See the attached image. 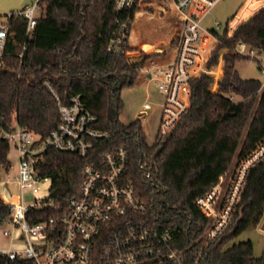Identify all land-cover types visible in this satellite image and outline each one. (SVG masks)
Wrapping results in <instances>:
<instances>
[{
    "label": "trees",
    "instance_id": "1",
    "mask_svg": "<svg viewBox=\"0 0 264 264\" xmlns=\"http://www.w3.org/2000/svg\"><path fill=\"white\" fill-rule=\"evenodd\" d=\"M40 3L41 14L28 37L25 17L13 16L10 21L6 66L0 69V175L12 165L11 145L2 136L5 127L17 122L45 137L59 122L58 104L45 88V79L54 83L64 103L79 95L97 115L96 127L114 134L107 142L95 144L86 157L54 148L45 151L38 170L51 177L50 196L55 202L30 207L28 221L35 224L63 215L70 200L80 194L85 165L100 162L104 152L124 145L128 151L125 178L146 202L145 216L180 225L179 247L190 246L187 264H264V255H254L251 240L232 243L264 218V159L251 168L233 220L216 239L205 242L209 218L195 204L223 173L235 171L264 141V82L243 77L236 69L238 61L256 57L241 53V43L257 54L264 53V7L232 35L228 29L214 30L218 44L207 68L218 65L221 57L224 60L218 89H212V74L204 72L190 79L189 106L166 135L149 143L140 119L129 123L120 119L125 108L123 91L136 84L139 71L154 56L144 51L130 55L138 50L130 42L148 51L165 47L180 28V19L171 11L163 18L140 13L130 36L136 13L142 9L138 3L122 10H117L115 0ZM165 4L170 10L167 0ZM245 10L243 15L251 13ZM145 30H151L150 41L141 38ZM25 42L21 59L17 53ZM222 68L221 62L214 73L220 76ZM10 215L9 205L0 198V222ZM0 264L36 262L10 260L0 254Z\"/></svg>",
    "mask_w": 264,
    "mask_h": 264
},
{
    "label": "built area",
    "instance_id": "2",
    "mask_svg": "<svg viewBox=\"0 0 264 264\" xmlns=\"http://www.w3.org/2000/svg\"><path fill=\"white\" fill-rule=\"evenodd\" d=\"M140 1L115 0V4L117 10H122ZM171 1L181 16V24L171 40L174 55L162 70L159 88L165 99L154 142L170 131L189 106V80L204 72L211 74L207 61L218 44L214 30L221 27L220 22L211 29L201 26L202 19L220 0ZM244 1L249 4L260 0ZM39 11L41 14L42 4L35 0L21 10L0 15V69L6 66L11 18L27 19L28 37L37 24ZM239 48L244 54L255 53L244 43ZM26 49L25 42L17 53L21 59ZM43 84L57 101L60 114L57 126L45 137L17 122L2 130V136L18 153L16 180L20 189L19 199L4 202L10 207L11 222L24 232L26 244L21 249H0V254L10 260L33 259L36 264H187L186 251L190 246L179 247L180 225L154 222L145 216L146 202L134 183L125 178L128 151L124 145L104 152L100 162L85 165L80 194L70 200L63 215L35 224L28 221L30 207L55 202L50 196L51 177L38 170L45 151L54 148L86 157L95 144L107 142L114 134L96 127L97 115L81 102L79 95L64 103L50 79H45ZM263 159L264 141L235 171L223 173L215 185L195 199L197 207L209 218L205 242L216 239L230 225L248 174ZM46 182V190L41 193Z\"/></svg>",
    "mask_w": 264,
    "mask_h": 264
},
{
    "label": "crops",
    "instance_id": "3",
    "mask_svg": "<svg viewBox=\"0 0 264 264\" xmlns=\"http://www.w3.org/2000/svg\"><path fill=\"white\" fill-rule=\"evenodd\" d=\"M142 1L153 2L152 0H142ZM165 1L163 2L164 4H165ZM167 2L170 6V10H168V12L166 11L165 13L162 12L158 16L160 18H163L166 15H168L169 12L171 11L177 17H179L181 20V16L177 12L175 7L173 6L172 1L167 0ZM148 6L150 7L153 5H147L145 7H148ZM263 7H264V0L252 1L249 4L245 1H243V3L238 7L237 11L232 15V17L230 18V20L228 22L226 29H228L229 34L232 35L234 33V31L236 30V28L243 21H245L247 18L254 15L256 12H258ZM142 8L143 9H141L140 11L137 12L138 14H140V13L154 14L155 13L153 11H149V10L145 9L144 7H142ZM244 9H246L245 12L251 11V13L247 16L243 15L242 11ZM137 13H136V15H137ZM150 34H151V30H145V32L142 33V35H141L142 40L143 41H150V39L149 40L146 39V35H150ZM130 36H131V33H130ZM171 39L168 41V43L165 47H156L155 49H153L151 51V53L153 52L152 54H154V56H152L145 63V65L141 68L139 78H138L136 84L130 90V93H132V95L135 97V98L133 97L135 99L134 102H133V98L131 99V102L137 103V104L135 103V106H137L136 114H135L134 118H132V120L133 119H140L141 120L142 126H144V129L146 131L147 139H148L149 143L154 142V136H155V133L157 131L159 116H160V112H161V105L165 99V93L159 88V82H161L160 79H161V75H162V70L164 69L166 64L171 60V58L174 55V50L171 48V44H170ZM129 41H130V37H129ZM130 44L136 48H137V46H139V45L133 44L131 42H130ZM139 47H141V46H139ZM137 49L139 51H144L146 53L148 52V50L144 49L143 47H141V49H139V48H137ZM142 49H144V50H142ZM253 56H256L255 58L263 59L264 53H262V54L254 53ZM222 61L224 64L223 59H222ZM221 76H222V74H221ZM216 85H218V83H216ZM148 120H150V122H148ZM9 157H10V154H9ZM10 160L12 162V165H11L9 171H2L1 172V174L3 175V178L0 180V182L3 186L0 189V198L3 201H5V200H8V201L17 200V199H19V195H20V193H19V195L17 194L16 198H9L6 195V192H4V191H6V189H8L10 192H12L13 191L12 185L16 186V188L14 187L15 190L18 189V187H19V184L16 180V176L18 174V165H19V157H18L17 151H16V161L13 162L11 157H10ZM18 192H20V189H18ZM5 222H10L12 227H11V229H7L6 227L1 229V234L4 236L7 243H5L3 245L0 244V249H9V248L21 249V248H24V246L26 244L24 232L21 230L22 234H21V241L20 242L18 240H15V237L13 236V234L17 232L18 227L11 222V219L3 221L2 223H5ZM5 231H9V233L5 234Z\"/></svg>",
    "mask_w": 264,
    "mask_h": 264
},
{
    "label": "rangeland",
    "instance_id": "4",
    "mask_svg": "<svg viewBox=\"0 0 264 264\" xmlns=\"http://www.w3.org/2000/svg\"><path fill=\"white\" fill-rule=\"evenodd\" d=\"M34 1L35 0H0V15L5 16L12 11L21 10V9L25 8L27 5L33 4ZM152 1L153 2H144L141 0L139 5L141 6V8L144 7L145 9L147 8L145 6L153 5L150 7H152L153 12H155L158 15H160L162 12L163 13H165L166 11L168 12L166 5L163 3L165 0H152ZM243 1L244 0H220V1H218L214 5L212 10L202 19L201 26L203 28L210 29V28L215 27L217 22H220L221 27H220L219 31L223 32L227 28V25H228L230 18L237 11L238 7L243 3ZM38 13L40 14V11ZM137 15H138V13H137ZM137 15H136V17H137ZM136 17H135V19H136ZM135 19H134L133 24H132L131 34H132V31L134 28ZM176 34H177V32L175 33V35ZM175 35H173V37ZM173 37H172V39H173ZM146 39L149 40L151 38H149V35H146ZM137 48L141 49V47H139V46H137ZM171 48H172V46H171ZM142 50H144V49H142ZM152 50L153 49H151L147 53L150 54ZM139 52L140 51L137 50V51L131 52L130 55H137V54H139ZM221 62L223 63L222 57L220 59L219 64L210 69V71H211L210 73L215 77V83L212 85L213 90L218 89V85H216V83L222 77L221 75L217 76L214 73V70H216V68L221 64ZM236 69L240 72V74L243 77H246V78L254 77V78L260 79L261 81H264V58L259 59V58L251 57V58H248L246 60L238 61L236 63ZM223 71H224V64H223V68H222V72H221L222 75H223ZM139 75H140V71H139ZM159 84H160V82H159ZM131 89H132V87L130 89H126L123 91V97L125 100V108H124L123 112L121 113L120 119L124 123H129L132 120V118H134V116L136 114L137 106H135L136 102L133 103L135 100L134 99L135 97L132 95V93H130ZM132 98H133V102H131ZM234 99H237V98H234ZM148 122H150V120H148ZM10 157L13 160V162L16 161V150H15L14 146H12V145L10 146ZM2 178H3V175L1 174L0 180ZM47 184H48V182H46L42 186V192L41 193L45 192ZM2 186L3 185L0 182V189L2 188ZM14 187L16 188V186L12 185V189H13L12 192H10L8 189H6V191H4V192H6L7 197L16 198L17 194L19 195V193H20V192H18L19 187L16 190ZM7 220H9V219H7ZM261 223L258 226H254V227H251V228L243 231L240 235H238L234 239V241H232V243L233 242L238 243V242H242V241L251 240L253 243V246H254V255L258 256V257L264 255V230L261 228ZM5 227L7 229H11L12 225L10 222H5V223L0 222V244H2V245L7 243L6 239L1 234V229L5 228ZM17 227H18L17 232L14 233L13 236L15 237V240H18L20 242L22 231H21V228L19 226H17Z\"/></svg>",
    "mask_w": 264,
    "mask_h": 264
},
{
    "label": "water",
    "instance_id": "5",
    "mask_svg": "<svg viewBox=\"0 0 264 264\" xmlns=\"http://www.w3.org/2000/svg\"><path fill=\"white\" fill-rule=\"evenodd\" d=\"M41 58L45 61V58L43 55H41ZM261 228L264 230V218H263L262 223H261Z\"/></svg>",
    "mask_w": 264,
    "mask_h": 264
},
{
    "label": "bare ground",
    "instance_id": "6",
    "mask_svg": "<svg viewBox=\"0 0 264 264\" xmlns=\"http://www.w3.org/2000/svg\"><path fill=\"white\" fill-rule=\"evenodd\" d=\"M179 18V17H178ZM180 19V18H179ZM181 21V20H180Z\"/></svg>",
    "mask_w": 264,
    "mask_h": 264
}]
</instances>
